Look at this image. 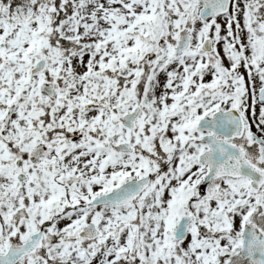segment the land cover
<instances>
[{
    "label": "snow or ice",
    "instance_id": "obj_1",
    "mask_svg": "<svg viewBox=\"0 0 264 264\" xmlns=\"http://www.w3.org/2000/svg\"><path fill=\"white\" fill-rule=\"evenodd\" d=\"M0 264H264V0H0Z\"/></svg>",
    "mask_w": 264,
    "mask_h": 264
}]
</instances>
